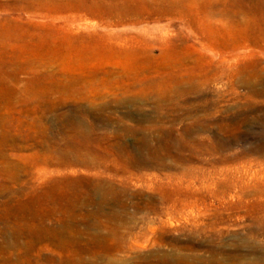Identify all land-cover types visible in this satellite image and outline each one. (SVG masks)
I'll list each match as a JSON object with an SVG mask.
<instances>
[{
    "label": "rangeland",
    "instance_id": "obj_1",
    "mask_svg": "<svg viewBox=\"0 0 264 264\" xmlns=\"http://www.w3.org/2000/svg\"><path fill=\"white\" fill-rule=\"evenodd\" d=\"M161 1L120 0L113 10L87 0L82 28L52 35L60 20L33 16L32 0H0V206L60 180L101 177L116 186L109 216L69 219L67 231L21 230L0 207V247L15 259L26 250L34 254L19 264H50L49 256L58 262L61 253L66 264H157L165 254L174 263L175 252H191L185 246L198 254L211 247L238 254H223L228 262L264 264V41L255 79L251 69L239 68L257 55L231 52L222 36L210 41L186 18L162 15ZM109 34L134 40L121 44ZM174 47L188 53L189 65L203 67L184 73L182 87L176 69L162 71L174 62ZM133 49L135 57L121 55ZM163 52L171 55L164 62ZM79 132L91 143L106 136L118 154L130 149L145 163L128 169L114 168L111 159L97 169L38 164L47 156L78 159ZM157 139L171 148L165 165L150 156ZM96 198L91 212L104 193ZM46 223L59 225L56 217Z\"/></svg>",
    "mask_w": 264,
    "mask_h": 264
},
{
    "label": "bare ground",
    "instance_id": "obj_2",
    "mask_svg": "<svg viewBox=\"0 0 264 264\" xmlns=\"http://www.w3.org/2000/svg\"><path fill=\"white\" fill-rule=\"evenodd\" d=\"M32 1H33V4H35L37 6V8L35 6V12H34L33 16L48 19L51 22H53V24L55 23V21L60 20V22L57 26H55L54 28H51L53 30L52 35H54V32H56L59 35H64V34L66 35V34L70 33L74 27L78 28V29L82 28V25H83L82 20L84 19L83 15L81 14V12H83L82 6H83L84 2H86L87 0H32ZM90 1L94 5H96L100 8L102 6H107L108 8H112V9L114 8L113 10L117 9V7L120 6V4H121L120 0H112L111 3L108 2L110 0H90ZM162 1H163V4L159 8V13H162V15H164V16H180V17L186 18L192 26H198L203 34L208 35L210 41H215L216 39H218L219 37L222 36L221 38H223L224 47L226 49L230 48L231 52H234L238 49H248L249 54L251 56L257 55L259 58L257 57L255 60L252 59L253 61H249L248 63H246V62L243 63L240 66L239 71H241L243 73V72L251 69L252 70L251 75H250L251 77L255 78L258 75V73H257L258 66L262 62L261 58H260L261 52H260V50H258V48L261 47V44L264 41V0H221L220 2L216 1V0H162ZM128 2L133 3L134 0H128ZM198 4L201 5V10L195 11V6ZM72 5H73V7H71ZM74 5H75V7H74ZM137 6L138 5H136V7ZM53 7H54V9H52ZM73 8H74V12L68 13L65 15H60V14H62L63 11H70ZM129 9H127V10H129ZM136 11H138V10H136ZM136 11H135V13H136ZM139 11H140V9H139ZM145 11H147V9ZM122 12H124V11H122ZM120 15H122V14H120ZM132 15H134V14H132ZM215 16H217L219 18H216ZM95 17H96V15H95ZM0 25H2V23H0ZM51 27H53V26H51ZM98 27H99V25H98ZM84 29H86V28H84ZM142 30H144V29H142ZM123 33H125V32H123ZM109 35L110 36H109L108 40L116 41V42H120V43L122 42L123 44H129L130 41L134 40V39H130L131 37L128 40H126V39H122V37H119V36L116 37V35L115 36L112 34H109ZM118 35H119V32H118ZM159 36H158V38H159ZM179 37H181V36H179ZM141 40H144V39L142 38ZM137 41H139V40H137ZM64 42H65V40H64ZM66 44H70L69 39H68V42ZM130 45H133V44L130 43ZM155 45H156V43L149 42V44L147 46H149L151 49H153L155 47ZM187 46L191 47L196 53H198L200 50V49L198 50V48H196L192 44L191 45L188 44ZM175 49L176 48L174 47V50ZM79 51L85 52V49L82 48ZM168 51H171V50H168ZM172 51H173V49H172ZM231 52H229V53H231ZM121 53H122L121 55H125L127 57L128 56H132V57L134 56L135 57L137 54V51L134 49L133 50H123ZM168 53L170 54V52H168ZM66 54H68L69 56L72 55V52L70 51V49L67 50ZM80 54H84V53H80ZM173 54L175 55L174 62L172 64H170V66H168V67H166V66L162 67V71H164V73H165V72H168L170 69H176L178 71L177 73H179V76H180L178 81H177V79H176V81L178 83V87L179 86L182 87L181 84L184 82V78L186 77V76L185 77L183 76L184 73L192 72V71L197 70V69H203V67L201 64L197 65V66L189 65L188 64L189 63L188 62V59H189L188 53L183 52L182 48L181 49L178 48V50L176 49L175 53H173ZM112 55H113V53H112ZM114 55H115V53H114ZM168 56H171V55H168L165 52H163L162 55L160 56V59L163 61ZM104 57H105V55H104ZM113 58H114V56H113ZM151 58H150V60H151ZM107 59H108V57H107ZM153 59H154V56H153L152 60ZM169 59H171V58L169 57ZM123 61H124V59H123ZM145 61H147V60H145ZM149 61H147V62L149 63ZM110 65L113 66V64H111V63H110ZM147 66L148 65H146V67ZM154 66H153L152 72H155ZM157 66L158 65H156V68H157ZM132 67L130 65V68H132ZM255 69H256V71H254ZM108 70L111 71V69H108ZM149 70H151V69H149ZM112 72L114 73V71H112ZM144 72H146V70H144ZM158 72H161V70H158ZM110 74H112V73H110ZM156 74H157V71H156ZM157 78H160V77H157ZM173 78H172V82H173ZM155 79H156V77H155ZM170 84H172V83H170ZM174 86H177V84ZM147 93H148L147 91H143V94L146 95ZM79 138H80V146H79V152H78V154H79L78 159H76V160H74L75 158L73 160L63 159V160H57L58 162H56L52 157L47 156V157L42 158L41 160L39 159L38 164L41 163L40 166L43 165L42 168H44V166H48V165H58L60 167L80 165V166L86 167L88 169H97L100 167V165L105 166L106 162L104 161V159L105 160L111 159V161L114 163V165H113L114 168L117 169L118 167H121V165H123L124 169H128L133 164L145 163L144 159L136 160V158H133L134 156L131 155V153L129 151L130 149L129 150L123 149V151H121V153L118 154L116 152L115 143L107 142V141H109V139L106 136L97 138L94 143L90 142V140L88 139L89 136L86 133L79 132ZM157 142H158L157 145H155L154 147H150V154H151L150 156L154 160L163 163V158L165 156L171 154V148L169 145L162 143V141L160 139H157ZM92 144H93V146L91 147ZM176 158L180 161L184 160L183 155L178 154L176 156ZM133 166H135V165H133ZM107 167L112 168L109 165H107ZM108 171H110V170H108ZM60 172H61V169L58 170V173H60ZM44 173H46V172H44ZM99 174H97V176ZM96 178L97 177H95V179ZM104 179L102 180V178L100 177L94 181L90 180L87 183H82V182H78V181L63 182L62 180H60L58 185L48 186L46 188H43L41 191H38L37 189L33 188L34 190L32 192H30V193H33V197L25 198V199H23V197H22L23 195L21 197H13L10 200H8L7 202H5L3 205H1L0 207H2V209L4 210L5 216L7 218H12L13 219L12 222L14 223V225L18 226V228L21 230H30L32 232H42V231H47V232L55 231L56 232L57 230H66L67 231V230L71 229L70 226L68 225L69 219H75L78 217L88 218L91 215L96 216V218H102V217H106V216L110 215L109 214L110 212H108L107 210H108L109 205L111 204V200L113 199L112 196H113V194H115L114 192H115L116 186H114L115 184H113L114 183L113 181H115V180L109 179L111 182H108V181H104ZM99 192L104 193V198H103L102 202L98 204L99 206H98L96 212H91L88 210V207L92 206V205H97L98 202L96 203V201H97L96 196ZM27 196H29V195H27ZM120 205L122 206L123 210H127L126 203H120ZM117 215L118 214L115 213L113 216H117ZM119 215H120V213H119ZM55 217L57 218V221L59 222L58 226H51V225H48L46 223L47 220H51ZM185 248L189 249L191 252L188 251L189 253H185V254H181V252L180 253L175 252L174 256H175L176 262L172 263L170 258H168V256H166V254H165L164 256L161 257L160 261L157 264H243L239 261L228 262L225 258L221 257V256H223V254H224V256L225 255H227V256L234 255V257H237L238 254H236L234 251L229 252V251H224V249L222 250V249H218L215 247H211L209 250L198 254V253L194 252V249L192 247L185 246ZM11 249H12V247H11ZM29 252L30 251L26 250V251H24V253H22L20 255V258L18 257V259H15V252H13L12 250L3 249L0 247V264H19L22 261L31 262V259H32L31 255L34 256V254H32V252L31 253H29ZM18 254H20V253H18ZM67 257H68L67 253H61L60 257H59L60 259L58 262L56 261L57 259L54 258L53 256L47 257V261L50 264H66L65 262L68 261ZM143 263H145V262H143Z\"/></svg>",
    "mask_w": 264,
    "mask_h": 264
}]
</instances>
